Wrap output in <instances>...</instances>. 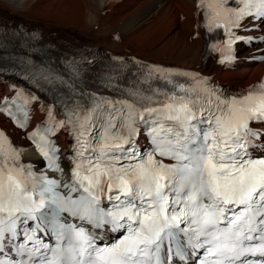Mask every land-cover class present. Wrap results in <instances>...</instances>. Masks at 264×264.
<instances>
[{
	"label": "snow or ice",
	"instance_id": "snow-or-ice-1",
	"mask_svg": "<svg viewBox=\"0 0 264 264\" xmlns=\"http://www.w3.org/2000/svg\"><path fill=\"white\" fill-rule=\"evenodd\" d=\"M197 7L209 32L224 30L229 50L241 40L264 42L234 31L264 28V0ZM6 51L0 38V59ZM115 79L102 82L119 98L37 70L34 80L66 85L73 103L57 98L65 118L48 108V126L29 139L63 174L50 137L70 127L71 176L37 174L0 130V264H264V82L225 95L197 74L155 66L141 81L147 89L120 90ZM37 99L19 90L0 112L26 128ZM142 129L150 150L139 144ZM107 233L116 235L109 241Z\"/></svg>",
	"mask_w": 264,
	"mask_h": 264
},
{
	"label": "bare ground",
	"instance_id": "bare-ground-1",
	"mask_svg": "<svg viewBox=\"0 0 264 264\" xmlns=\"http://www.w3.org/2000/svg\"><path fill=\"white\" fill-rule=\"evenodd\" d=\"M103 1L0 0V15L43 29L44 43L86 40L116 54L194 68L223 84L251 86L264 75V62H250L251 51L242 48L232 70L225 69L215 55L203 64L205 19L197 7L198 0H114L106 5ZM253 35H264V28ZM4 126L24 148L25 162L39 166L20 133L7 123Z\"/></svg>",
	"mask_w": 264,
	"mask_h": 264
},
{
	"label": "rangeland",
	"instance_id": "rangeland-1",
	"mask_svg": "<svg viewBox=\"0 0 264 264\" xmlns=\"http://www.w3.org/2000/svg\"><path fill=\"white\" fill-rule=\"evenodd\" d=\"M103 2H104L105 5L108 4V0H104Z\"/></svg>",
	"mask_w": 264,
	"mask_h": 264
}]
</instances>
